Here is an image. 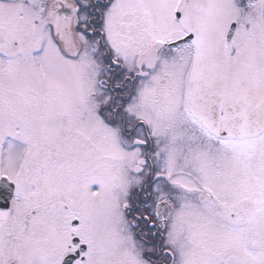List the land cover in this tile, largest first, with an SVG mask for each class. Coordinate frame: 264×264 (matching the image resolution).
Instances as JSON below:
<instances>
[{
	"label": "snow or ice",
	"instance_id": "obj_1",
	"mask_svg": "<svg viewBox=\"0 0 264 264\" xmlns=\"http://www.w3.org/2000/svg\"><path fill=\"white\" fill-rule=\"evenodd\" d=\"M0 264H264V0H0Z\"/></svg>",
	"mask_w": 264,
	"mask_h": 264
}]
</instances>
